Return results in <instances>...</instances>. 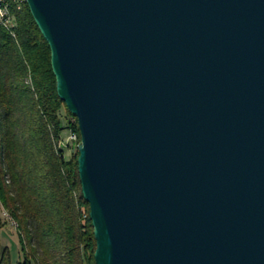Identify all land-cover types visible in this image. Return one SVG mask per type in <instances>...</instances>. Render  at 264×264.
<instances>
[{"label":"water","instance_id":"obj_1","mask_svg":"<svg viewBox=\"0 0 264 264\" xmlns=\"http://www.w3.org/2000/svg\"><path fill=\"white\" fill-rule=\"evenodd\" d=\"M25 2L96 264H264V0Z\"/></svg>","mask_w":264,"mask_h":264},{"label":"trees","instance_id":"obj_2","mask_svg":"<svg viewBox=\"0 0 264 264\" xmlns=\"http://www.w3.org/2000/svg\"><path fill=\"white\" fill-rule=\"evenodd\" d=\"M12 15L14 35L0 27V206L16 225L17 264H96L77 119L58 96L50 47L27 4ZM63 110L74 122L64 124ZM72 133L74 145L65 144ZM5 227L0 212V264H14Z\"/></svg>","mask_w":264,"mask_h":264},{"label":"rangeland","instance_id":"obj_3","mask_svg":"<svg viewBox=\"0 0 264 264\" xmlns=\"http://www.w3.org/2000/svg\"><path fill=\"white\" fill-rule=\"evenodd\" d=\"M61 116H62V120L64 121V124H67L69 122H74V120L69 119V117L67 116V112L65 110L61 112ZM68 138L69 137L65 139L64 142L65 144H67ZM72 155L73 153L71 151H67L66 154L67 158H70ZM0 212L2 219L6 224V227L4 228L1 237L2 245L4 247L9 248L12 254L13 263L17 264L20 255V244H19V239L17 237L16 227H15L16 225L14 224L13 221H11V218L9 217L7 212L2 210L1 206H0Z\"/></svg>","mask_w":264,"mask_h":264},{"label":"bare ground","instance_id":"obj_4","mask_svg":"<svg viewBox=\"0 0 264 264\" xmlns=\"http://www.w3.org/2000/svg\"><path fill=\"white\" fill-rule=\"evenodd\" d=\"M23 2H25V0H0V9L7 11L2 12V20H4L5 23H0V27L12 35H14L16 29L14 17L12 15V9L16 8L19 10ZM76 140L77 137L74 136V141Z\"/></svg>","mask_w":264,"mask_h":264},{"label":"built area","instance_id":"obj_5","mask_svg":"<svg viewBox=\"0 0 264 264\" xmlns=\"http://www.w3.org/2000/svg\"><path fill=\"white\" fill-rule=\"evenodd\" d=\"M2 12H7L4 9H0V23H5L4 20H2ZM74 136H78L76 133H72L69 136V143H71L72 145H74Z\"/></svg>","mask_w":264,"mask_h":264}]
</instances>
